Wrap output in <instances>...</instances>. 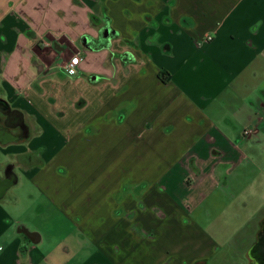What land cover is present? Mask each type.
<instances>
[{
  "label": "crops",
  "instance_id": "obj_1",
  "mask_svg": "<svg viewBox=\"0 0 264 264\" xmlns=\"http://www.w3.org/2000/svg\"><path fill=\"white\" fill-rule=\"evenodd\" d=\"M0 88L39 194L0 264H264V0H0Z\"/></svg>",
  "mask_w": 264,
  "mask_h": 264
},
{
  "label": "flooded vegetation",
  "instance_id": "obj_2",
  "mask_svg": "<svg viewBox=\"0 0 264 264\" xmlns=\"http://www.w3.org/2000/svg\"><path fill=\"white\" fill-rule=\"evenodd\" d=\"M2 92L0 88V150L10 157L3 166L0 164V186H5L13 180L17 181L16 168L24 165L31 154L29 151L13 154L7 148L25 145L31 138L32 129L24 113L13 107Z\"/></svg>",
  "mask_w": 264,
  "mask_h": 264
},
{
  "label": "rangeland",
  "instance_id": "obj_3",
  "mask_svg": "<svg viewBox=\"0 0 264 264\" xmlns=\"http://www.w3.org/2000/svg\"><path fill=\"white\" fill-rule=\"evenodd\" d=\"M258 82V79L252 78L251 82H249V87L252 88L253 85H256ZM235 84V82H234ZM10 150V148H7ZM4 149V150H7ZM256 158L264 162V142L258 144L256 147ZM10 159V157H7L5 154H3L2 150H0V164L3 166L7 161ZM20 168H16L15 172L20 177V183L18 185H13L4 194V196L0 199V204L3 205V207L12 215L13 217H22L24 214H29L31 209H37L39 206L38 200V193L35 191L33 186L27 179L22 176L20 173ZM33 193V196H29L28 192ZM17 197V199H15ZM34 202V203H33ZM31 203L34 204L33 207H31ZM29 208V209H28ZM34 211V210H32ZM37 212L36 210L34 213ZM55 211H51L52 217L49 220H46L47 224L49 225H56L58 226V230L67 232L68 230V222L64 220L61 216H55ZM35 216V215H34ZM44 222V223H45ZM42 226V221H39L38 224ZM61 228H64L61 230ZM55 229V228H54ZM46 233L49 235L48 241L55 243V238L58 235V231L56 230H50L46 231ZM56 244V243H55Z\"/></svg>",
  "mask_w": 264,
  "mask_h": 264
},
{
  "label": "water",
  "instance_id": "obj_4",
  "mask_svg": "<svg viewBox=\"0 0 264 264\" xmlns=\"http://www.w3.org/2000/svg\"><path fill=\"white\" fill-rule=\"evenodd\" d=\"M109 30L106 28L105 29V34H107ZM89 41V38L87 36H84L82 38V43L87 44ZM16 183V180H13L11 183L5 185V186H0V199L4 196L6 190L14 185ZM34 243L36 242L35 240L33 241ZM260 245V246H259ZM252 256L255 258H263L264 257V245L262 244V241L258 242V244L252 249Z\"/></svg>",
  "mask_w": 264,
  "mask_h": 264
},
{
  "label": "built area",
  "instance_id": "obj_5",
  "mask_svg": "<svg viewBox=\"0 0 264 264\" xmlns=\"http://www.w3.org/2000/svg\"><path fill=\"white\" fill-rule=\"evenodd\" d=\"M211 36H207L203 39V41L210 40ZM78 64V57L77 56H72L69 61L65 64V70L68 74L74 75L76 73V65ZM252 133L251 128H244L242 130V135L243 136H249ZM1 250V248H0Z\"/></svg>",
  "mask_w": 264,
  "mask_h": 264
},
{
  "label": "trees",
  "instance_id": "obj_6",
  "mask_svg": "<svg viewBox=\"0 0 264 264\" xmlns=\"http://www.w3.org/2000/svg\"><path fill=\"white\" fill-rule=\"evenodd\" d=\"M108 29L109 30V32L107 33V34H105V29ZM113 35H115L114 33H113V31H112V29L111 28H109V27H105L104 29H102V31H101V37L102 38H104L106 41H107V39L109 38V37H112ZM89 47H97L95 44H93V41L91 42H88V44H87ZM121 59H122V61L123 62H130L131 60H132V57H131V55H129V57H127L126 56V54H123L122 55V57H121ZM159 76H160V73H159ZM162 78V77H161ZM163 79V78H162Z\"/></svg>",
  "mask_w": 264,
  "mask_h": 264
}]
</instances>
